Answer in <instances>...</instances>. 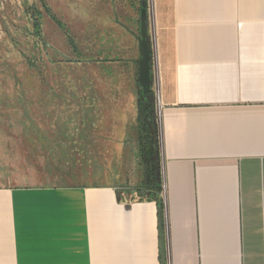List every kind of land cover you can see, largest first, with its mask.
Instances as JSON below:
<instances>
[{"label": "crops", "instance_id": "0c3cea01", "mask_svg": "<svg viewBox=\"0 0 264 264\" xmlns=\"http://www.w3.org/2000/svg\"><path fill=\"white\" fill-rule=\"evenodd\" d=\"M148 24L166 264H264V0H148ZM11 115L0 109V264H164L140 148L99 179L53 168L66 154L49 141L35 172Z\"/></svg>", "mask_w": 264, "mask_h": 264}, {"label": "rangeland", "instance_id": "374dc122", "mask_svg": "<svg viewBox=\"0 0 264 264\" xmlns=\"http://www.w3.org/2000/svg\"><path fill=\"white\" fill-rule=\"evenodd\" d=\"M46 2L75 36L80 57L39 0H0V109L11 110L10 121L17 123L19 155L35 172L48 170L50 141L66 154L53 168L93 166L99 179L101 165L132 168L133 152L141 146L139 0ZM27 5L43 12L41 40L33 34ZM30 136L34 143L27 147ZM138 167L143 181L144 164Z\"/></svg>", "mask_w": 264, "mask_h": 264}, {"label": "water", "instance_id": "95a60500", "mask_svg": "<svg viewBox=\"0 0 264 264\" xmlns=\"http://www.w3.org/2000/svg\"><path fill=\"white\" fill-rule=\"evenodd\" d=\"M127 30H129L127 28ZM138 41L139 50V60H138V84L140 89L139 94V121L145 126L148 115L147 106L142 104L146 97L153 99V49L150 41L149 35V24H148V0L147 6H143L140 11V34L135 35ZM154 106L157 112V101L154 94ZM155 142H156V156L157 164H160V148H159V135H158V124H155ZM143 135L145 130L142 131ZM147 142V140H145ZM154 162L144 163V180L143 183L147 186L149 190V183L154 182ZM160 232H161V250H162V261L164 264L167 262L166 252H165V230H164V217H163V207H160Z\"/></svg>", "mask_w": 264, "mask_h": 264}, {"label": "trees", "instance_id": "16d2710c", "mask_svg": "<svg viewBox=\"0 0 264 264\" xmlns=\"http://www.w3.org/2000/svg\"><path fill=\"white\" fill-rule=\"evenodd\" d=\"M39 1L41 3L42 7L44 8L45 12L47 13V15L50 16V18L55 22L57 27L64 32V35L66 37V40H67L69 46L80 57L81 52H80L79 44H78L75 36L70 31V29L67 27V25L64 23V21H62L58 17V15L51 10V8L48 5V3L46 2V0H39ZM143 6H147V0H139V4H138L139 13H140L141 8ZM26 9H27L26 10L27 14L31 17L33 30H34L33 34L36 36L37 39L41 40L42 39L43 12L35 5H30V6L27 5ZM138 23H139V28H140V19H138ZM27 61H28L29 66L31 68H33L35 70L39 69L38 71L41 72L40 67L38 66V64L35 61H33L30 58H28ZM78 61H82V60L78 59ZM152 94H153V99L151 100L148 97H146L145 101L142 104L147 106L148 118H147L145 125L149 126L148 128L154 132V131H156L155 124L157 121V114H156L155 106L153 104L154 103V91H152ZM140 125L143 128V130L146 131L145 127L141 123H140ZM140 136L142 138L141 144L144 147L151 148L152 152L156 153V142H153V144L150 145L151 141L149 140L148 135L144 136L141 132ZM144 139L147 140L146 143L144 142ZM146 162L149 163L147 159H145L144 163H146ZM159 167H160V164H159ZM159 171H160V169H159ZM141 188L147 189V186L143 183V185H141ZM149 188H150L149 191H145V193L143 195H141L142 198L157 200L160 204V207H163L162 198H161V192H162L161 172L159 173V178L157 180L149 183Z\"/></svg>", "mask_w": 264, "mask_h": 264}, {"label": "flooded vegetation", "instance_id": "af4514ba", "mask_svg": "<svg viewBox=\"0 0 264 264\" xmlns=\"http://www.w3.org/2000/svg\"><path fill=\"white\" fill-rule=\"evenodd\" d=\"M144 127L146 129L144 136H147V135L149 136V140L151 141L150 145H152L153 142H155V131L154 132L151 131L148 128L149 126H147V125H145ZM142 131H143V128L141 127L140 133ZM140 150H141V153H142V155L144 156L145 159L149 160V162H154L153 174H154L155 180H157L159 178V173H160L159 169H160V167H159V164H157V162H156V160H157L156 153L152 152L151 148L144 147L142 144L140 146Z\"/></svg>", "mask_w": 264, "mask_h": 264}, {"label": "built area", "instance_id": "2783aa9c", "mask_svg": "<svg viewBox=\"0 0 264 264\" xmlns=\"http://www.w3.org/2000/svg\"><path fill=\"white\" fill-rule=\"evenodd\" d=\"M155 98H156V101H158V97L156 94H155ZM156 114H157V120H158V112H156Z\"/></svg>", "mask_w": 264, "mask_h": 264}]
</instances>
